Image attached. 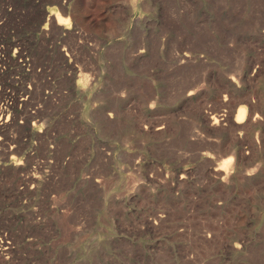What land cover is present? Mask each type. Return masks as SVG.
<instances>
[{
    "label": "rangeland",
    "instance_id": "1",
    "mask_svg": "<svg viewBox=\"0 0 264 264\" xmlns=\"http://www.w3.org/2000/svg\"><path fill=\"white\" fill-rule=\"evenodd\" d=\"M2 60L0 264H264V0H0Z\"/></svg>",
    "mask_w": 264,
    "mask_h": 264
},
{
    "label": "crops",
    "instance_id": "2",
    "mask_svg": "<svg viewBox=\"0 0 264 264\" xmlns=\"http://www.w3.org/2000/svg\"><path fill=\"white\" fill-rule=\"evenodd\" d=\"M44 5V8L45 6L47 7H53V6H56V7H59L58 5V1L54 2V3H48L46 1H44L43 3ZM45 12H49L47 13V15L51 14V10H48V9H45ZM81 21H82V14H81ZM86 17V20H87V24L88 25H96L98 23H100V20H98L97 18H94L93 15H85ZM61 25V26H60ZM59 25V28L60 29H57V36L55 38L52 39V43H54V45H58V46H62L63 44V38H64V34L65 33H82V24H80L78 21H76L75 19L70 21V24H60ZM78 40V39H77ZM76 40V41H77ZM77 43H74L75 45L73 47H76L77 46ZM64 48H72V46L68 45V44H63ZM75 78H73V81H74ZM77 137H72V136H67L65 137L64 140H66L67 144L70 145L68 150L64 153V155L62 154V156L60 157V163L62 165H64L65 163H67V161L71 158V152H72V147L74 144H76V141H77ZM53 141L51 140H45L44 142V145L46 146L47 150L50 151L49 155H46V158L51 162V164L53 162H55V159H54V156H53V151H54V148H56V140L55 139H52ZM72 145V146H71ZM92 151H95V149L93 148ZM82 152H86V154H89L87 148L85 147V150H82ZM17 156L20 155V153H17L16 154ZM85 155V154H84ZM83 160V159H82ZM90 159H87V164L90 163ZM84 162V160L82 161ZM50 173H47V175H49ZM52 174V173H51Z\"/></svg>",
    "mask_w": 264,
    "mask_h": 264
},
{
    "label": "built area",
    "instance_id": "3",
    "mask_svg": "<svg viewBox=\"0 0 264 264\" xmlns=\"http://www.w3.org/2000/svg\"><path fill=\"white\" fill-rule=\"evenodd\" d=\"M4 59V58H3ZM18 61L20 62V65L19 66H21V67H25V69L27 70L28 69V65H29V63H28V57L26 56V55H24L23 56V59L21 58V57H18ZM18 63V62H17ZM6 64H5V62H4V60H2L1 62H0V74L2 75V74H4L6 71V66H5ZM17 76L15 75V78H16ZM26 87H27V90H24L23 92H24V96H26L27 95V91H28V89L30 88V85H29V83H27L26 84ZM22 92V91H21ZM22 98V96H19V99H21ZM19 104L17 103V106H18ZM14 105H13V103L12 102H10V101H8L7 99H5V98H0V122H1V120H3V122H2V125L3 124H5L6 125V122H7V116L9 115V113H10V111L11 110H13L14 108ZM2 115H3V119H2ZM18 121H20V120H18Z\"/></svg>",
    "mask_w": 264,
    "mask_h": 264
},
{
    "label": "bare ground",
    "instance_id": "4",
    "mask_svg": "<svg viewBox=\"0 0 264 264\" xmlns=\"http://www.w3.org/2000/svg\"><path fill=\"white\" fill-rule=\"evenodd\" d=\"M61 7V6H60ZM63 11V10H62ZM51 14H52V18H53V24L55 25V27H56V30H57V28H59V25L60 24H62V23H60V18H63L64 20L66 19V17H64V16H61L60 14H59V16H57V11H55L54 9H51ZM50 16V15H49ZM61 26V25H60ZM45 29V28H44ZM244 112H245V108L244 107H241V108H239L238 109V111H237V113H236V117H235V122L236 123H238V122H241V120L243 119V116H244ZM2 122H3V120H1V122H0V128H3V127H5L4 125L5 124H3L2 125ZM7 125V124H6ZM229 171V170H228ZM228 171H226L225 172V170H224V173H225V175L224 176H227L228 174H229V172Z\"/></svg>",
    "mask_w": 264,
    "mask_h": 264
},
{
    "label": "snow or ice",
    "instance_id": "5",
    "mask_svg": "<svg viewBox=\"0 0 264 264\" xmlns=\"http://www.w3.org/2000/svg\"><path fill=\"white\" fill-rule=\"evenodd\" d=\"M57 16H59V14L57 13ZM60 23H62V24H65V23H69V21H67V20H64L63 18H60ZM45 27H47V25H45ZM231 162L230 161H227L226 162V164H230Z\"/></svg>",
    "mask_w": 264,
    "mask_h": 264
},
{
    "label": "clouds",
    "instance_id": "6",
    "mask_svg": "<svg viewBox=\"0 0 264 264\" xmlns=\"http://www.w3.org/2000/svg\"><path fill=\"white\" fill-rule=\"evenodd\" d=\"M65 24H67V23H65ZM231 162V161H230Z\"/></svg>",
    "mask_w": 264,
    "mask_h": 264
}]
</instances>
